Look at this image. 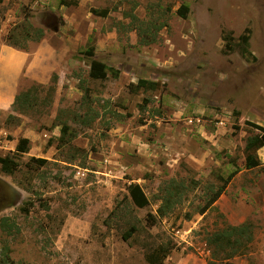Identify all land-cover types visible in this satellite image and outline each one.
I'll return each mask as SVG.
<instances>
[{"label": "rangeland", "instance_id": "rangeland-1", "mask_svg": "<svg viewBox=\"0 0 264 264\" xmlns=\"http://www.w3.org/2000/svg\"><path fill=\"white\" fill-rule=\"evenodd\" d=\"M68 1L77 4L0 0V156L30 139L15 174L0 170V264H150L160 246L172 247L161 264H264V171L244 158L258 131L248 122L264 126V0ZM27 22L45 36L10 45L8 34L25 42ZM229 34L232 44L249 34L252 56L226 52ZM92 58L107 64L106 79L89 77ZM141 78L155 87L132 93ZM29 89L33 106L13 104ZM31 156L48 162L27 166ZM170 182L180 193L159 216ZM245 221L255 231L246 253L212 261L206 236Z\"/></svg>", "mask_w": 264, "mask_h": 264}, {"label": "trees", "instance_id": "trees-1", "mask_svg": "<svg viewBox=\"0 0 264 264\" xmlns=\"http://www.w3.org/2000/svg\"><path fill=\"white\" fill-rule=\"evenodd\" d=\"M61 4L66 5H76L77 1H68L61 0ZM188 10V6H182L179 10V13L186 17V11ZM94 14L100 16H107V10H98L93 8L91 10ZM23 39L25 42H18L17 39L14 38V35L8 34V43L10 45L21 47L22 49H27V41H41L45 36V30L40 27H33L31 23L27 22L24 27ZM223 40L226 42V48L228 49L226 52L232 51L234 48H237L239 53L247 58L252 56V53L249 50V34H243L240 36L239 40L231 43L233 37L231 34L224 36ZM143 44H151L154 40H141ZM86 53L90 56H94V47L90 46ZM109 67L104 62L92 58L90 62V70L89 77L92 79L104 80L108 76ZM154 82L139 79L137 83H130L129 89L132 93H138L141 89L148 90L153 89ZM87 92V88H84ZM37 101V98L33 94V89H29L26 91H22L15 96L13 104L16 106H33ZM20 109V108H19ZM250 125L254 126L258 129L257 132L251 133L246 137L245 146H244V158H245V167L247 169L260 168L264 171V163L262 162L258 151L264 147V126H261L254 122H248ZM70 130V127L67 124H63L62 133H67ZM72 137H75V134H71ZM30 139L27 137L19 138L14 154H6L4 156H0V170L6 174L13 175L19 169L20 163L16 157L18 154H25L29 152L30 149ZM48 162L47 159L41 157L31 156L29 161L27 162V166L35 165V166H44ZM237 169L233 170L228 174L226 178L223 179L222 185L217 188H212L211 194L205 200V203L199 209V213L203 214L208 209L213 207L215 202L219 199V197L224 193L227 184L230 180L236 175ZM171 183V182H170ZM178 184H170V187H165L163 191L165 192L162 196V203L158 208V215L164 216L170 211L173 210L176 201L179 186ZM128 190L130 197L133 203L138 207H145L149 203V199L146 196L143 188L138 183H131L128 185ZM154 217V216H153ZM155 219V218H154ZM3 224L9 227H13L12 223L9 222L8 217L2 218ZM137 231V227L133 224L131 227L126 230L123 234L124 239H129L133 234ZM254 227L250 222H242L238 225L227 224L223 228L218 229L209 233L206 236V244L210 251V259L212 261L224 262L229 259L243 255L246 253L250 244L254 240L255 236ZM172 247L168 246H160L158 248H154V250L147 255V260L150 264H161L163 262V258L167 257L170 253ZM231 264V263H230Z\"/></svg>", "mask_w": 264, "mask_h": 264}, {"label": "crops", "instance_id": "crops-1", "mask_svg": "<svg viewBox=\"0 0 264 264\" xmlns=\"http://www.w3.org/2000/svg\"><path fill=\"white\" fill-rule=\"evenodd\" d=\"M1 125H2V124H1V122H0V127H1ZM263 149H264V147H263V148H261V149H260V151H261V150H263ZM263 155H264V154H263ZM214 205H215V204H214Z\"/></svg>", "mask_w": 264, "mask_h": 264}]
</instances>
